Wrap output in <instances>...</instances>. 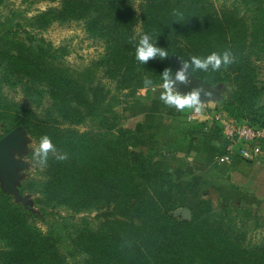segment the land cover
Wrapping results in <instances>:
<instances>
[{
    "label": "trees",
    "instance_id": "obj_1",
    "mask_svg": "<svg viewBox=\"0 0 264 264\" xmlns=\"http://www.w3.org/2000/svg\"><path fill=\"white\" fill-rule=\"evenodd\" d=\"M57 2L37 21L82 23L89 35L102 40L105 50L96 68L118 91L135 94L145 89L146 78L159 83L160 74L166 68L174 71L180 59L231 51L236 62L226 70L196 71L192 78L211 86L232 83L223 102L228 117L264 127L262 89L246 56L249 26L236 7L217 9L208 0H140L138 9L133 0ZM174 10L182 16L174 17ZM144 33L157 39L169 58L146 65L136 61L135 48ZM45 45L23 53L0 46V130L22 127L36 139L47 135L55 145L57 153H49L40 179L32 180L39 186L37 204L76 214L103 208L112 213L97 228L83 221L66 236L54 228L43 232L36 215L0 190V264H70L76 255L84 258L83 264H264V248L243 247L225 218L213 215L206 202L199 203L190 221L174 218L176 185L154 159L156 154L135 152L130 133L101 114L103 109L112 113V108L101 103L100 88L87 91L58 71L49 60L56 52ZM2 82L21 83L27 100L47 96L52 113L34 118L3 94ZM247 116L251 123L238 120ZM86 119L98 129L70 128ZM59 153H67L68 159H56Z\"/></svg>",
    "mask_w": 264,
    "mask_h": 264
},
{
    "label": "rangeland",
    "instance_id": "obj_2",
    "mask_svg": "<svg viewBox=\"0 0 264 264\" xmlns=\"http://www.w3.org/2000/svg\"><path fill=\"white\" fill-rule=\"evenodd\" d=\"M208 1L217 9L236 7L244 16L251 37L246 56L249 58V62L253 64L256 82L262 89L260 102L264 106V0H246V2L242 0ZM133 3L138 9L140 0H133ZM57 7V0L5 1L0 5V46L10 47L8 50L12 53H23V51L33 47L51 45L52 51L56 53L49 60L58 71L78 82L87 91L92 87H99V95L102 96L101 103L112 108V113L110 110L103 109L101 111L103 117L110 119V123L130 133L129 140L135 152L143 156L156 154L154 159L159 162L158 153L148 147L141 146L142 139L135 137L138 134L137 126L129 113L134 99L138 96H147L155 88L139 90L135 94L129 91H118L115 83L106 80L101 69L98 72L96 68V64L105 50L102 40L89 35L82 23H51L46 25L39 20L37 21V16L48 9ZM46 59L48 58L46 57ZM180 64L181 62L177 65ZM205 85L213 90L212 97L203 101L206 107L210 109V113L222 112L226 114L227 112L223 110V102L233 90L232 83L221 82L214 86ZM1 89L5 96L30 111L36 119L47 118L48 114L52 113L53 103L47 96L43 95L33 100H27L23 86L19 82L14 85L9 82H2ZM247 117L249 118L243 117L238 120L248 119L251 123L250 116ZM232 120L234 119L232 118ZM2 126L1 123L0 129ZM70 128L81 132L98 129L96 123L89 119L78 126H70ZM1 131L0 139L16 132L19 145L9 154L11 162L15 165L13 169L4 175L0 167V190L11 196L14 204L36 215L35 224L41 231L45 232L49 228H54L66 236L67 233H72L77 227L82 226L83 221L90 222L91 227L97 228V225L104 222V215L109 216L112 213L111 209L103 208L101 211L76 214L64 208H52L49 204L47 206L37 204L39 186L34 185L32 180L40 179L39 173L42 171L43 164L34 158L33 153L39 146L40 139L32 137L22 127L15 128L9 133ZM204 202L208 204L213 215L225 218L233 230V235L238 237V241L243 247L248 249L264 248V202L241 203L235 200L224 203L215 198L209 201L204 200ZM179 210L186 209L177 207L172 212L174 218L181 221L191 220L193 213H190V219H185L178 214ZM62 252H65V247H62ZM83 262L82 256L76 255L75 258L69 259L70 264H83Z\"/></svg>",
    "mask_w": 264,
    "mask_h": 264
},
{
    "label": "crops",
    "instance_id": "obj_3",
    "mask_svg": "<svg viewBox=\"0 0 264 264\" xmlns=\"http://www.w3.org/2000/svg\"><path fill=\"white\" fill-rule=\"evenodd\" d=\"M160 92L155 88L147 96H138L129 113L141 146L157 152L162 169L171 175L179 209L192 214L201 201L213 198L224 203H263L264 153L251 161L233 157L229 164H218L230 143L214 122L215 114L205 104L199 114L177 112L162 103Z\"/></svg>",
    "mask_w": 264,
    "mask_h": 264
},
{
    "label": "clouds",
    "instance_id": "obj_4",
    "mask_svg": "<svg viewBox=\"0 0 264 264\" xmlns=\"http://www.w3.org/2000/svg\"><path fill=\"white\" fill-rule=\"evenodd\" d=\"M174 17H180L182 14L176 10L173 11ZM135 39V38H134ZM169 58L168 50L157 46V39L153 40L150 33H144L140 36L138 44L135 48V60L143 65L149 61H164ZM180 59V58H179ZM180 69L173 71L172 68H166L160 74V82L157 83L150 78L144 80L145 89L159 88L161 89L159 99L168 108H174L177 112L192 111L199 114L203 105L200 93L203 89L192 91L188 94H181L176 90L177 82L186 83L188 77H192L193 72L199 71L208 73L220 71L222 68L227 69L236 62L235 55L225 50L221 52H212L205 57L192 56L189 60L180 59ZM187 73V75H186ZM205 95H210L205 93ZM49 153H57L52 140L44 135L40 138L39 146L33 153L34 158L41 164H47ZM56 159L65 161L68 159L67 153H59Z\"/></svg>",
    "mask_w": 264,
    "mask_h": 264
},
{
    "label": "built area",
    "instance_id": "obj_5",
    "mask_svg": "<svg viewBox=\"0 0 264 264\" xmlns=\"http://www.w3.org/2000/svg\"><path fill=\"white\" fill-rule=\"evenodd\" d=\"M213 120L220 125L225 140L230 143L226 153L217 159L218 164H229L233 157L251 161L264 153V127L239 123L225 113L215 114Z\"/></svg>",
    "mask_w": 264,
    "mask_h": 264
},
{
    "label": "water",
    "instance_id": "obj_6",
    "mask_svg": "<svg viewBox=\"0 0 264 264\" xmlns=\"http://www.w3.org/2000/svg\"><path fill=\"white\" fill-rule=\"evenodd\" d=\"M180 69V65H177L174 69V71H178ZM187 75V73H186ZM203 89L201 91L200 96L201 100L207 101L209 98L213 95V90L203 84L201 81L197 79H193L192 77H188V80L186 83H180L177 82L176 84V90L180 92L181 94H188L192 91ZM205 93L210 95H205ZM16 132L10 133L9 135L3 137L0 139V167L2 169V172L4 175H7V172H10L13 167L15 166L9 157V154L11 150H14L19 145V138L16 135ZM178 214L182 215L185 219H190V212L188 210H179Z\"/></svg>",
    "mask_w": 264,
    "mask_h": 264
}]
</instances>
